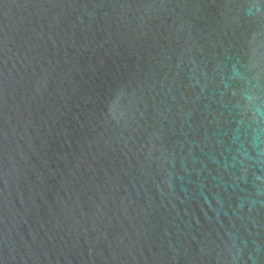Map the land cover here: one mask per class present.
I'll return each instance as SVG.
<instances>
[{
  "label": "water",
  "instance_id": "95a60500",
  "mask_svg": "<svg viewBox=\"0 0 264 264\" xmlns=\"http://www.w3.org/2000/svg\"><path fill=\"white\" fill-rule=\"evenodd\" d=\"M0 264H264V0H0Z\"/></svg>",
  "mask_w": 264,
  "mask_h": 264
}]
</instances>
